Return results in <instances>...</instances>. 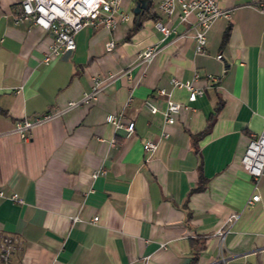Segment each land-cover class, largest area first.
Here are the masks:
<instances>
[{
  "label": "crops",
  "instance_id": "0c3cea01",
  "mask_svg": "<svg viewBox=\"0 0 264 264\" xmlns=\"http://www.w3.org/2000/svg\"><path fill=\"white\" fill-rule=\"evenodd\" d=\"M17 1L0 0V239L14 238L6 264H264V175L254 185L240 163L264 124V10L219 0L229 15L214 20L200 53L191 35H176L189 23L148 0L137 28L127 9L131 21L85 25L74 49L45 62L50 33L15 22ZM158 19L176 32L165 36ZM152 44L159 50L141 61ZM195 72L203 92L189 100L171 78ZM108 73L116 75L95 99L33 126L26 139L12 131L17 118L79 100L92 76ZM167 96L188 105L173 122ZM118 110L134 121L130 133L106 120ZM147 137L157 140L150 153Z\"/></svg>",
  "mask_w": 264,
  "mask_h": 264
},
{
  "label": "built area",
  "instance_id": "2783aa9c",
  "mask_svg": "<svg viewBox=\"0 0 264 264\" xmlns=\"http://www.w3.org/2000/svg\"><path fill=\"white\" fill-rule=\"evenodd\" d=\"M120 2L121 0H18L14 6L13 18L15 22L31 21L49 31L50 41L43 56V61L48 62L51 58L74 49L76 46L74 35L85 25H91L94 28L99 24L113 27L118 20L131 21L133 12L121 9ZM245 3L264 10V0H247ZM157 7L162 13L169 16L176 15L179 20L189 23V27L184 32H178L176 35H191L194 38V51L200 53L205 52L211 24L216 18L228 16L230 12L229 7L220 6L219 0H158ZM154 24L165 36L176 32L174 26L159 19L155 20ZM112 46V40L106 42V49H110ZM159 48L157 44L149 45L139 53L140 60H149ZM115 75V73H108L107 75L97 74L92 76L91 89L88 92H84L81 99L68 100L62 107L46 110L32 117H19L15 120L12 131L24 139L28 138L33 126L63 113L80 102H88L95 99L100 89L109 80L113 79ZM196 76L197 72L194 73L191 79L180 80L172 77L171 82L173 85L187 87L189 90L188 99L193 100L198 94L203 92L201 87L195 86L193 83ZM156 91L161 94H167L164 87H157ZM129 100L130 97H128L126 103ZM145 105L150 111L157 109L156 105L149 99L145 100ZM186 106L188 105L167 96L164 109L165 121L173 122L174 113L181 107ZM105 118L114 126H123L128 133L133 130L134 121L125 119L123 110L107 112ZM162 134L166 135V132ZM142 146L145 152L150 153L156 148L157 140L147 137L142 141ZM240 163L252 175L255 182L254 185H256L257 180L264 175V124L259 132L252 134L248 138L240 156ZM101 171H104V169L98 168L92 172V175ZM4 195V191L0 189V196ZM10 197L17 201L22 200L17 192L11 193ZM258 197L259 194L257 192L252 193L248 197L247 203H251ZM238 216L239 212L233 211L226 217L222 227L217 230L221 238L224 237L225 232ZM96 218L97 216L94 215L92 220ZM13 247L14 238L10 235H3L0 239V264L7 263Z\"/></svg>",
  "mask_w": 264,
  "mask_h": 264
},
{
  "label": "water",
  "instance_id": "95a60500",
  "mask_svg": "<svg viewBox=\"0 0 264 264\" xmlns=\"http://www.w3.org/2000/svg\"><path fill=\"white\" fill-rule=\"evenodd\" d=\"M147 1L148 0H136L135 5L133 7V12L136 14L135 15V20L136 21L139 20L141 13L146 8Z\"/></svg>",
  "mask_w": 264,
  "mask_h": 264
},
{
  "label": "trees",
  "instance_id": "16d2710c",
  "mask_svg": "<svg viewBox=\"0 0 264 264\" xmlns=\"http://www.w3.org/2000/svg\"><path fill=\"white\" fill-rule=\"evenodd\" d=\"M135 22V21H134ZM140 25V20H138V22L134 23V27L137 28L138 26ZM228 34V32H226V35ZM218 108V107H216ZM208 125L209 123L207 124V126L205 128H203L202 130H200L198 133L194 134L193 137L194 138H197L198 136H200L201 134L205 133L208 129ZM204 187V184L203 182L202 183H198L196 186H195V189L196 190H199V189H202Z\"/></svg>",
  "mask_w": 264,
  "mask_h": 264
},
{
  "label": "rangeland",
  "instance_id": "374dc122",
  "mask_svg": "<svg viewBox=\"0 0 264 264\" xmlns=\"http://www.w3.org/2000/svg\"><path fill=\"white\" fill-rule=\"evenodd\" d=\"M135 1L136 0H121L120 2V7L123 10H129V9H133L134 5H135ZM127 10V11H128Z\"/></svg>",
  "mask_w": 264,
  "mask_h": 264
}]
</instances>
